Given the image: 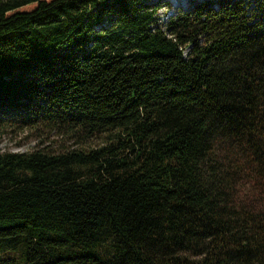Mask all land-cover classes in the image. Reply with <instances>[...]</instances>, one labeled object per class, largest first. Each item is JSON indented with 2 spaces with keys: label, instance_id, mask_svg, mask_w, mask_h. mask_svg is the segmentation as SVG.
<instances>
[{
  "label": "trees",
  "instance_id": "obj_1",
  "mask_svg": "<svg viewBox=\"0 0 264 264\" xmlns=\"http://www.w3.org/2000/svg\"><path fill=\"white\" fill-rule=\"evenodd\" d=\"M161 1L0 0V132L73 144L0 151V264H264V0Z\"/></svg>",
  "mask_w": 264,
  "mask_h": 264
},
{
  "label": "rangeland",
  "instance_id": "obj_2",
  "mask_svg": "<svg viewBox=\"0 0 264 264\" xmlns=\"http://www.w3.org/2000/svg\"><path fill=\"white\" fill-rule=\"evenodd\" d=\"M156 0H151L155 2ZM166 1V0H165ZM161 1L162 6L158 10L159 22H166L168 17L174 15L177 9L190 8L194 1L198 0H169L168 6ZM178 6V7H177ZM90 143V145L95 144ZM73 146L72 141H68L63 136H56L43 131H14L7 129L0 132V151L29 152L34 149H47L49 151H59Z\"/></svg>",
  "mask_w": 264,
  "mask_h": 264
}]
</instances>
